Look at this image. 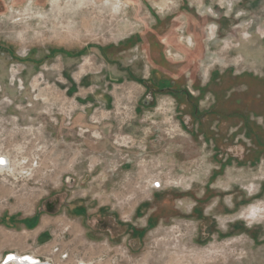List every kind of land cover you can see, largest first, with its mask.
<instances>
[{"label": "rangeland", "instance_id": "1", "mask_svg": "<svg viewBox=\"0 0 264 264\" xmlns=\"http://www.w3.org/2000/svg\"><path fill=\"white\" fill-rule=\"evenodd\" d=\"M1 158L0 255L264 264V0H0Z\"/></svg>", "mask_w": 264, "mask_h": 264}, {"label": "bare ground", "instance_id": "2", "mask_svg": "<svg viewBox=\"0 0 264 264\" xmlns=\"http://www.w3.org/2000/svg\"><path fill=\"white\" fill-rule=\"evenodd\" d=\"M7 167V161L4 158L0 159V170H3ZM7 261H10L12 264H37L38 259H35L32 256L29 255H22L17 256L15 254H11Z\"/></svg>", "mask_w": 264, "mask_h": 264}, {"label": "built area", "instance_id": "3", "mask_svg": "<svg viewBox=\"0 0 264 264\" xmlns=\"http://www.w3.org/2000/svg\"><path fill=\"white\" fill-rule=\"evenodd\" d=\"M58 249H55V251H57ZM15 254V253H13ZM11 254H7L3 259H1L0 264H11L10 261H7V259L9 258ZM67 258V253H63L61 254V259H66ZM77 264H80V262H76ZM81 264H85V263H81ZM89 264V263H86Z\"/></svg>", "mask_w": 264, "mask_h": 264}, {"label": "flooded vegetation", "instance_id": "4", "mask_svg": "<svg viewBox=\"0 0 264 264\" xmlns=\"http://www.w3.org/2000/svg\"><path fill=\"white\" fill-rule=\"evenodd\" d=\"M155 184H156V187L160 186V184L158 182H156ZM98 222L99 223L97 224V229H95V230L104 231L105 232V221L104 220H99Z\"/></svg>", "mask_w": 264, "mask_h": 264}, {"label": "crops", "instance_id": "5", "mask_svg": "<svg viewBox=\"0 0 264 264\" xmlns=\"http://www.w3.org/2000/svg\"><path fill=\"white\" fill-rule=\"evenodd\" d=\"M105 237V236H104ZM12 253V252H11ZM7 255V253H3L2 255H0V259H3L5 256ZM83 263H85V262H83Z\"/></svg>", "mask_w": 264, "mask_h": 264}]
</instances>
